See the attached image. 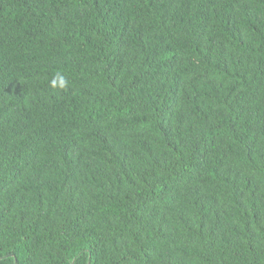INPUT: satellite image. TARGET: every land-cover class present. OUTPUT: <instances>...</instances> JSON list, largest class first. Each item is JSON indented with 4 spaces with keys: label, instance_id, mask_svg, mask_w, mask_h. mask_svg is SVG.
<instances>
[{
    "label": "trees",
    "instance_id": "16d2710c",
    "mask_svg": "<svg viewBox=\"0 0 264 264\" xmlns=\"http://www.w3.org/2000/svg\"><path fill=\"white\" fill-rule=\"evenodd\" d=\"M0 264H264V0H0Z\"/></svg>",
    "mask_w": 264,
    "mask_h": 264
},
{
    "label": "clouds",
    "instance_id": "9594fccd",
    "mask_svg": "<svg viewBox=\"0 0 264 264\" xmlns=\"http://www.w3.org/2000/svg\"><path fill=\"white\" fill-rule=\"evenodd\" d=\"M51 84L54 88L65 89L68 86V81L62 74L57 73L51 81Z\"/></svg>",
    "mask_w": 264,
    "mask_h": 264
}]
</instances>
